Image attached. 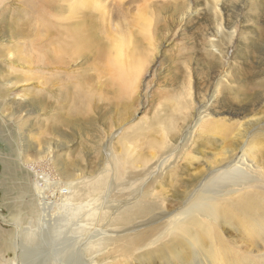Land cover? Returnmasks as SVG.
<instances>
[{"label":"rangeland","instance_id":"374dc122","mask_svg":"<svg viewBox=\"0 0 264 264\" xmlns=\"http://www.w3.org/2000/svg\"><path fill=\"white\" fill-rule=\"evenodd\" d=\"M205 107L198 162L205 123L223 143L264 131V0H0V264H17L16 237L26 264L111 255L79 252Z\"/></svg>","mask_w":264,"mask_h":264},{"label":"bare ground","instance_id":"6f19581e","mask_svg":"<svg viewBox=\"0 0 264 264\" xmlns=\"http://www.w3.org/2000/svg\"><path fill=\"white\" fill-rule=\"evenodd\" d=\"M226 94L231 95V90ZM214 96L211 94L209 100ZM207 110L208 107L198 110L193 123L183 128L172 148L155 152L134 173L139 182L135 195L119 204L107 220L119 228L101 227L95 231L94 240L84 244L80 252L77 248L83 254L109 246L111 255L93 261L78 255L69 264H264V254L258 248L264 247V158L260 152L264 131L257 130L263 132L257 134L261 137L257 142V126L242 123L230 141L223 143L225 128L221 133L219 126L205 123L198 133L202 148L193 149L203 158L198 162L199 156L186 151L195 140L193 133L200 130L203 117L208 115ZM249 111L245 107L242 112ZM220 134L217 152L207 156L206 142ZM169 195L173 206L163 207ZM101 217L99 220L104 218ZM227 225L239 234L245 231L253 246L240 250L233 238L224 234ZM22 238L26 241L29 235ZM16 239L12 245L19 247L17 264H26L23 257L29 258L32 253L22 251Z\"/></svg>","mask_w":264,"mask_h":264}]
</instances>
